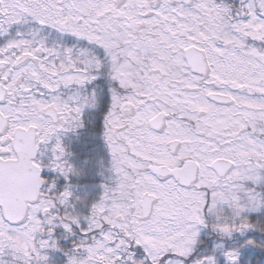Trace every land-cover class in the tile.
I'll use <instances>...</instances> for the list:
<instances>
[{"label": "snow or ice", "instance_id": "obj_1", "mask_svg": "<svg viewBox=\"0 0 264 264\" xmlns=\"http://www.w3.org/2000/svg\"><path fill=\"white\" fill-rule=\"evenodd\" d=\"M0 264H264V0H0Z\"/></svg>", "mask_w": 264, "mask_h": 264}]
</instances>
